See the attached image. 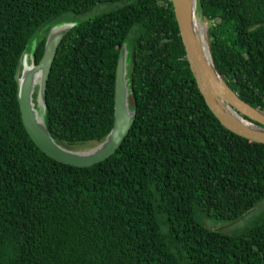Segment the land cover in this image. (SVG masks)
<instances>
[{
    "label": "trees",
    "instance_id": "1",
    "mask_svg": "<svg viewBox=\"0 0 264 264\" xmlns=\"http://www.w3.org/2000/svg\"><path fill=\"white\" fill-rule=\"evenodd\" d=\"M116 3L62 38L46 84L57 143H98L114 120L117 58L129 41L135 120L87 167L59 162L26 131L19 57L49 27ZM213 63L264 112V0H197ZM44 29V30H43ZM264 199V143L225 128L190 71L170 0H0V264H264V211L238 232L210 229Z\"/></svg>",
    "mask_w": 264,
    "mask_h": 264
},
{
    "label": "water",
    "instance_id": "2",
    "mask_svg": "<svg viewBox=\"0 0 264 264\" xmlns=\"http://www.w3.org/2000/svg\"><path fill=\"white\" fill-rule=\"evenodd\" d=\"M184 46L185 57L199 91L207 106L228 130L255 142L264 143V112L242 100L217 71L211 54L207 55L199 28L197 0H170ZM77 20L53 23L47 32L44 52L35 63L34 37L22 51L15 71L17 99L23 125L35 144L48 156L69 165L87 167L110 157L120 146L135 120V109L130 107L129 41L119 50L114 89V120L108 134L93 147L74 150L52 137L46 126V84L51 65L62 38ZM44 30V29H43ZM208 43V42H207ZM30 45V50L28 46ZM209 49V48H208ZM210 53V51H209ZM28 58L31 70L25 72ZM36 91V96L33 97Z\"/></svg>",
    "mask_w": 264,
    "mask_h": 264
},
{
    "label": "rangeland",
    "instance_id": "3",
    "mask_svg": "<svg viewBox=\"0 0 264 264\" xmlns=\"http://www.w3.org/2000/svg\"><path fill=\"white\" fill-rule=\"evenodd\" d=\"M117 6L116 3H100L97 6H95L91 11L88 13L82 14V15H74L72 13H66L63 15L64 20H82L87 17H90L92 15H95L99 12L107 11L110 9H113ZM199 21L203 22L205 24V38L207 41V27H208V21L198 15ZM207 23V24H206ZM36 37V35L34 36ZM33 37V38H34ZM32 38V39H33ZM208 42V41H207ZM31 43V42H30ZM29 43V44H30ZM130 48V46H128ZM30 45L28 46V50H30ZM28 62H31V59L28 58ZM36 96V91L33 94V97ZM97 143H92L90 141L86 142H80L75 144L72 149L74 150H86ZM264 211V199L261 200L259 203H257L255 206L250 208L248 211L243 213L241 216L238 218L232 220V221H224V220H216L208 217H204L202 219V222L205 224L206 227L221 231V232H226V233H231V232H238L241 229L245 228L248 226L261 212Z\"/></svg>",
    "mask_w": 264,
    "mask_h": 264
},
{
    "label": "bare ground",
    "instance_id": "4",
    "mask_svg": "<svg viewBox=\"0 0 264 264\" xmlns=\"http://www.w3.org/2000/svg\"><path fill=\"white\" fill-rule=\"evenodd\" d=\"M196 25L199 28L200 32L202 33L201 36H202L203 46H204V49H205V51L209 57V55H210L209 49H208L209 47H208V43H207L206 38H205V24L203 22L199 21V18L198 19L196 18ZM30 70H31V66H30V63H28V64H26L25 72H28Z\"/></svg>",
    "mask_w": 264,
    "mask_h": 264
}]
</instances>
